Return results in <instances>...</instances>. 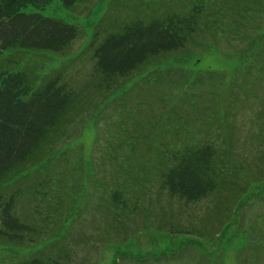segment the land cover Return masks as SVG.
<instances>
[{
    "label": "trees",
    "instance_id": "16d2710c",
    "mask_svg": "<svg viewBox=\"0 0 264 264\" xmlns=\"http://www.w3.org/2000/svg\"><path fill=\"white\" fill-rule=\"evenodd\" d=\"M58 1L66 11L72 12L76 7L85 11L97 0ZM169 1L171 4L174 0ZM185 1L173 2L176 7H181L163 12L161 5L153 9L152 3H140L126 12L127 17L125 14L122 16L125 18H120L122 14L114 12L129 9L130 1L112 0L96 25L91 40L85 45L82 25L41 14L40 10L51 0H0V247L4 248L6 255L12 256L7 259L5 255L0 264H72L71 251L66 249L67 242L64 244L65 237L68 229L75 226L79 218H84L85 203L95 197L89 191V176L97 177L94 162L92 160L90 175L83 166L80 147L73 143L88 121L94 122L98 128L103 121L125 130V135L119 136L106 129L104 140L98 137L95 144V150L102 144L105 146L102 157L98 158L103 165V180L99 179L94 184L105 188L108 194L102 198L110 218L105 235L101 236L106 244H118L110 241L111 231L118 225L123 227L128 221L126 197L128 181L135 170L133 156L137 144L139 146L140 142L146 141L137 137L151 132L155 134L159 123H163L161 135L163 133L164 140L152 145L150 160L159 170L161 190L166 191L170 200L176 198L185 203H195L213 194L219 187V181L220 184L225 182L227 187L233 185V180L221 176V164L225 158L222 159L216 150L219 148L217 142L220 137L216 136L219 130L210 122L221 117L223 128L227 132L232 131L234 126L229 119L231 103L239 100L241 94L242 103L249 98L250 92L257 95L254 91L257 82L264 79V21L260 20L261 25L252 35L247 31L254 24L256 26L260 16H264V0ZM250 17H254L253 21ZM202 31L210 32L215 38L217 34L224 37L232 34L237 42L242 43L241 47L224 49L244 52L248 60L241 65L242 68H235L234 79L220 80L226 86L221 109H215L219 103L214 106L205 102L204 95L193 94L191 98L186 94L187 87L188 90L191 85L200 88L207 81L203 74L193 79L180 67L157 68L169 58L200 53L192 52L190 44L198 42L192 47H200L203 40H198L197 35ZM78 40H83L82 44L73 50ZM208 46L215 47L214 44L205 45ZM32 57L52 60L57 57L62 60V65L43 71V66L32 67ZM87 61L91 63L86 76L75 80L73 68ZM148 68L152 70L143 77ZM174 72L178 76L176 82L170 77ZM209 74L212 77L222 75L217 72ZM138 77L139 80L132 83ZM161 81L174 85L172 89L179 93H174L169 108L166 95L152 99V102L163 105V111L158 113L152 107H146L144 110L150 114L145 112L142 118L137 109H132L131 101L136 100L133 94L143 84L151 87L152 83ZM143 101L146 106L151 102ZM174 104L181 108L187 105L195 107L198 112L190 115ZM191 118L197 121L196 124L200 122L199 118H204L205 136L199 146L190 142L179 145L181 137L192 138ZM135 124L143 127L141 134L136 133ZM130 128L133 131L127 133ZM228 136L229 141L231 135ZM236 179L237 175L234 182ZM39 199H47L53 203V208L48 205L45 212L37 204L32 205V200ZM62 200L67 202L68 209H64L60 217L57 206ZM243 205V202L238 204L219 232L212 234L214 238L218 239L225 227L239 224L237 215ZM58 219L60 228L56 229ZM193 239L204 246L209 245L205 239ZM30 247L37 248L27 254L18 252L21 248ZM183 253H187L186 248L170 253H147L139 256L138 260L145 262L149 257L154 263L162 261V257L165 260L179 258ZM203 254L200 258L195 256L193 264L212 262L210 254ZM251 254L255 256L252 264H256L257 250L253 246ZM128 257L136 259L120 255L114 264L118 259Z\"/></svg>",
    "mask_w": 264,
    "mask_h": 264
},
{
    "label": "rangeland",
    "instance_id": "374dc122",
    "mask_svg": "<svg viewBox=\"0 0 264 264\" xmlns=\"http://www.w3.org/2000/svg\"><path fill=\"white\" fill-rule=\"evenodd\" d=\"M111 1L97 0L95 4L85 11L81 10L82 7H76L74 11L68 12L58 0H51L40 12L47 17L82 25L86 36V45L91 40L96 25L107 12ZM129 1V9L124 11L117 10L114 14H122L120 18L126 14L125 17H127L126 12L131 11L133 6L140 3H152L153 9H158L157 5L159 7L161 5L160 10L162 12L164 10L170 11V9L177 10L178 7H181V5H177L176 7V4L173 3L178 0H174L171 4L169 0H165L167 2H163L162 0ZM230 5L234 6L233 4ZM140 15L142 16L141 13ZM253 18L250 17V21H253ZM260 20L264 21V16H260L256 26L254 24V26L248 29L247 33L249 35L255 33L254 31L257 27L261 25ZM262 25V32H264V24ZM233 37L232 34L228 37L217 34L215 38L210 32H198L197 39H202L203 41L200 47H192V45H196L198 42L190 44V50L200 53L188 54L186 57L179 56L176 59L169 58L160 63L157 68L163 70L180 67L193 79L196 75L203 74V79L207 81L201 84L200 88H196V85H191L188 90L187 87L186 94L190 95L191 98L193 94L204 95L206 97L203 98L205 102L212 103L214 106L215 104L217 106V103H219V107H215V109H221L224 107V95L226 92V86L224 83H221L223 81L227 82L228 79H234L236 77L234 73L235 68L237 66L242 68L241 65L245 61H248L246 53L227 50L228 48L238 49L242 45L241 42H237L238 39L236 37L234 39ZM82 41L78 40L74 44L73 50L79 48ZM206 44H214L215 47H205ZM242 50L245 49L243 48ZM31 63L33 64L32 67L36 65L43 66V71H49L61 66L62 60L60 61L57 57H54V60L32 57ZM90 63V61H87L81 65L76 64L73 68L74 73L72 74L75 80L86 76ZM151 70L148 68L142 76L144 77ZM208 72L222 73V75L212 77L210 74L207 75ZM176 75L177 72L170 74L174 82L178 80V76ZM139 78L135 79L132 83L139 80ZM220 80L223 81L220 82ZM261 81L263 83L260 87ZM261 81L257 82L256 86V89L259 90L260 88V90L256 91L254 89L257 95H252L250 92V95H247L249 98L242 103L243 94H241L239 100L231 103L229 119L234 129L230 130V133L223 128V123L219 119L221 117H218L217 121L214 120L215 123L210 122L211 126L219 130V135L216 136H219L221 140L219 139L217 142L219 148L216 150L219 151L222 159L225 158L221 164V176L223 179L227 176L229 180H233V185L227 187V185L225 186V182L220 184L219 181L218 189L199 202L185 203L176 198L170 200L166 191L161 190L163 187L161 183L162 179L160 178L159 170L154 166L153 160H150V152L155 142L164 140L163 133L161 135L163 123H159L156 127L155 134L151 132L145 136L137 137L141 139L140 141L143 140L144 142L145 139L146 141L145 143L140 142L139 146L137 144L133 156L135 170L132 171L133 175L132 177L130 176L131 179L128 181L129 193L126 197L129 211H125V214L128 221L125 222L126 224L123 227L118 225L116 229L111 231L110 241L118 242V244H106L103 238H101L103 234L105 235V228L108 226L107 223L110 218L106 214L102 199L107 191L105 188L96 187L94 184L99 179L103 180V165H101L98 158L102 157L101 154L105 146L102 144L101 148L98 146L95 150V144L98 137L104 140V130L106 129H110L111 133H116L119 136H124L125 130L119 128L116 124L103 123V121L100 122L101 127L98 128L94 122L88 121L80 136L73 143L81 149V160L88 174L90 173L92 160L94 162L93 168L97 177L89 176V183H91L89 191L95 197L91 198L90 202L88 201L89 203H85L84 218H79L75 226H71L72 228L68 229L67 236L65 237L64 244L67 242L66 249L71 251L70 259L72 260V264H114L117 258H120V255H128L136 259H129L130 257L118 259L117 264H188L191 261L193 264L195 256L200 258L203 253L212 256L210 264H235L236 262L240 264H252L255 257L251 254L252 246L255 251L257 250L256 264H264V79ZM172 87L174 85H168V82L164 81L152 83L151 87L150 84L139 86L133 94L136 100L131 101L133 104L132 109L135 111L137 109L138 113H141L142 118L145 117V112L150 114V112L144 110L146 107H152L154 112L161 113L163 105L157 101L152 102V99L166 95V98L169 99L166 106L167 108L171 107L174 93H179L175 92ZM143 99L151 102L146 106L143 104ZM174 105L176 108L190 115L192 113L194 115L195 112L197 114L198 112L195 107L187 105L181 108L177 104ZM130 112L135 114L132 110ZM142 118L141 121L144 122ZM129 119L127 118V120ZM160 120L161 118L158 121ZM199 120L200 122L197 124L195 123L197 122L196 120L193 121L192 118L189 120L192 125L190 127H193L192 138L190 139L188 136L181 137L180 139L175 138L178 139L179 145L182 142V145L188 142L196 146L201 144L200 141L205 136V130L202 126L204 118H199ZM135 128L136 133L141 134L143 132V127L137 125ZM132 131L133 129L130 128L127 133ZM228 134L232 136H230L229 141L227 140ZM214 137L212 140L216 143ZM224 138L226 139L224 140ZM227 150L229 151L228 153L226 152ZM68 175L70 176V174ZM236 175L237 179L234 182ZM239 187L241 188L239 189ZM71 191L76 192L77 190ZM62 196H64V193ZM242 202L244 205L241 206L237 215L239 224H231L225 227L221 230V236L218 239L214 238L212 234L215 235V233L219 232L222 224L230 219L238 204ZM36 204L45 212L48 210V205H51V208L54 206L47 199L46 201L42 199L37 201L32 200V205ZM64 209H68L67 202L62 200V203L57 206L58 216L61 217L63 215ZM56 222V229H59L60 219ZM170 231L176 232L170 233ZM200 235L204 238L200 237ZM193 238L205 239L209 241V245L204 246L199 244ZM36 248H21L18 252L27 254L28 251H34ZM182 248H186L187 253L181 254L179 258L170 257L168 260H165L162 257V261L154 263L150 261L149 257L145 262H139L138 260L139 256L146 255L147 253H170L179 251ZM3 249L0 247V260L6 255ZM5 257L9 259L12 256L8 253Z\"/></svg>",
    "mask_w": 264,
    "mask_h": 264
}]
</instances>
